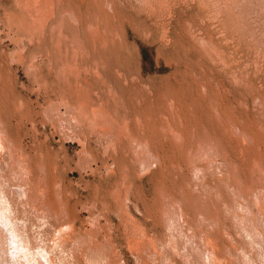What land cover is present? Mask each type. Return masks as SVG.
<instances>
[{
  "label": "rangeland",
  "instance_id": "1",
  "mask_svg": "<svg viewBox=\"0 0 264 264\" xmlns=\"http://www.w3.org/2000/svg\"><path fill=\"white\" fill-rule=\"evenodd\" d=\"M53 1L41 19L38 0H0V208L28 249L15 264H264V0Z\"/></svg>",
  "mask_w": 264,
  "mask_h": 264
},
{
  "label": "bare ground",
  "instance_id": "2",
  "mask_svg": "<svg viewBox=\"0 0 264 264\" xmlns=\"http://www.w3.org/2000/svg\"><path fill=\"white\" fill-rule=\"evenodd\" d=\"M59 1H60V0H59ZM34 2H35V1H34ZM34 2H33V3H28L27 5H30V6H29L30 9H32L33 11H37V12H38V13L36 14L37 17H38V14H40V15H41L40 17H42L41 19H43V17L46 18L47 16H48L47 18H49L50 16L52 17V15L55 13V12L53 13L52 11H50V10L48 9L50 3H51V2H52L51 4L54 3L53 0H38V3H37V4H35ZM41 2H43L44 4H42ZM26 3H27V0H26ZM59 3H60V2H59ZM54 4H55V3H54ZM54 4H53V7H52L53 9H54ZM105 4H106V3H105ZM25 5H26V4H25ZM101 6H102V5H101ZM52 8H50V9H52ZM27 10H28V9H27ZM49 11L52 12L53 14H50ZM70 12H71V11H70ZM70 12H69V13H70ZM29 13H30V12H29ZM69 13H68V14H69ZM72 13H73V12H72ZM30 14H31V13H30ZM30 14H29V15H30ZM47 14H50V16L47 15ZM68 14H67V15H68ZM77 14H78V13H77ZM46 15H47V16H46ZM72 15H73V17H72ZM33 16H35V15H32V17H33ZM37 17H36V19H38ZM40 17H39V18H40ZM51 17H50V18H51ZM53 17H54V16H53ZM70 17H72V19H73V18H74V14H71ZM50 18H49V19H50ZM59 18H60V17H59ZM52 19H53V18H52ZM75 19H77V18H75ZM46 20H48V19H46ZM9 21H10V20H9ZM72 21H73V20H72ZM74 21H75V20H74ZM76 21L78 22V19H77ZM34 22H37V20H35ZM38 22H39V20H38ZM42 22H45V21H41V22H39L41 26H42V24H44V23H42ZM47 22H48V21H46V23H47ZM62 22H63V20H62ZM41 23H42V24H41ZM78 23H79V22H78ZM35 24H36V23H35ZM29 25H30V24H29ZM33 25H34V24H32V26H33ZM37 25H38V24H36V26H37ZM59 25H60V23H59ZM77 25H78V24H77ZM90 25H92V24H90ZM30 26H31V25H30ZM43 26H45V24H44ZM54 26H55V25H54ZM56 26H58V25H56ZM56 26H55V28H56ZM63 26H64V24H63ZM63 26L60 25V27H61V31L63 30ZM88 26H89V25H88ZM93 26H94V25H93ZM93 26H92L91 28H93ZM89 27H90V26H89ZM95 27H96V26H95ZM95 27H94L93 29H96ZM97 27H98V25H97ZM34 28H35V27H34ZM39 28H41V27L38 26V28H36V29L39 30ZM43 28H45V27H42V29H43ZM52 28H53V27H52ZM91 28H89V30H90ZM27 29H28V28H27ZM36 29H35V30H36ZM42 29H41V31H44V30H42ZM78 29H79V28H78ZM33 30H34V29H33ZM38 30H37V31H38ZM52 30H54V29H52ZM56 30L58 31V28H57ZM79 30H80V29H79ZM99 30H100V28L98 27V30H97V31H99ZM91 31H92V32H91V34H92L94 30H91ZM27 32H28V31H27ZM30 32H31V31H30ZM34 32H36V31H34ZM34 32H32V33H34ZM95 32H96V31H95ZM95 32H94V33H95ZM105 32H106V31H105ZM59 33L62 34L63 31H62V32L59 31ZM99 33H100V32H99ZM111 33H112V32H111ZM53 34H54V33H53ZM57 34H58V33H57ZM77 34H78V33H76L75 35L78 37V35H79L80 33H79L78 35H77ZM96 34H97V38H99L100 35L102 36V34H100L99 37H98V32H96ZM106 34H107V33H106ZM43 35H44V32H43ZM43 35H42V36H43ZM55 35H56V33H55ZM94 35H95V34H94ZM94 35L91 36V37H93V38H94V41H95V36H94ZM56 36H58V35H56ZM73 36H74V35H73ZM32 37H33V35H32ZM39 37H41V36H39ZM52 37H53V35H52ZM74 37H75V36H74ZM53 38H54V37H53ZM58 38H60V36H59ZM75 38H76V37H75ZM22 39H23V38H22ZM60 39H61V38H60ZM79 39H81L80 36H79ZM100 39H101V38H100ZM105 39H106V38H105ZM31 40H33V39H31ZM63 40H64V39H63ZM73 40L75 41V40H77V39H73ZM14 41H15V40H14ZM39 41H40V40H39ZM80 41H81V40H80ZM103 41H105V40H103ZM18 42H19V41H18ZM22 42H24V41H22ZM22 42H21V43H22ZM32 42H33V41H32ZM58 42H59V41H58ZM75 42H76V41H75ZM78 42H79V41H78ZM95 42H96V41H95ZM100 42H101V41H100ZM106 42H107V40L105 41V43H106ZM60 43H62V41H60ZM66 43H67V42H66ZM79 43H80V42H79ZM79 43H78V44H79ZM81 43H82V42H81ZM113 43H114V42H113ZM17 44H18V46H19L20 43H17ZM82 45H83V43H82ZM94 45H95V44H94ZM25 46H26V45H25ZM25 46H24V47H25ZM76 46H77V45H76ZM20 47H21V46H20ZM59 48H60V47H59ZM74 48H75V47H74ZM79 48H81V49L83 48L82 50L85 49V48H84V45H83V47H79ZM23 50H24V48L22 47L21 51L24 52L25 50H24V51H23ZM58 50H59V49H58ZM73 50H74V49H73ZM76 50H77V49H76ZM77 51H78V50H77ZM48 52H49V51H48ZM67 52H68V50H67ZM74 52H75V50H74ZM80 52H81V51H80ZM49 53H50V52H49ZM85 53H86V52H85ZM23 54H24V53H23ZM61 54H63V53H61ZM78 54H79V53H78ZM78 54H76V55H78ZM72 55H73V54H72ZM78 56H79V55H78ZM85 56H86V55H85ZM67 57H68V53H67ZM88 57H89V56H88ZM48 58H49V57H48ZM77 59H78V58H77ZM40 60H41V59H40ZM42 60H44V59H42ZM95 62H96V61H95ZM74 63H75V61H74ZM97 63H98V62H97ZM97 63H96V64H97ZM30 64H31V63H30ZM47 64H48V63H47ZM49 64H50V63H49ZM52 64H53V63H52ZM76 64H77V62H76ZM71 65H72V64H71ZM74 65H75V64H74ZM52 66H53V65H52ZM59 66H60V65H59ZM64 66H65V64H64ZM75 66H76V65H75ZM75 66H74V67H75ZM32 67H33V66H32ZM32 67H31V68H32ZM62 67H63V65H62ZM35 68H36V67H35ZM68 68H69V67H68ZM75 68H76V67H75ZM87 68H88V67H87ZM96 68H98V65H97ZM52 69H53V68H52ZM65 69H66V68H65ZM65 69H64V70H65ZM76 69H77V68H76ZM54 70H55V68H54ZM59 70H60V69H59ZM61 70H62V69H61ZM61 70H60V71H61ZM35 71H36V70H35ZM35 71H34V73H35ZM60 71H57V73L60 72ZM94 71H96V70L94 69ZM62 72H63V71H62ZM62 72H61V74H59V75H62ZM66 72H67V71H66ZM88 72H89V71H88ZM34 75H35V74H34ZM65 75H66V74H65ZM57 77L60 78V79H62V77H60V76H58V75H57ZM66 77H67V75H66ZM78 77H79V76H78ZM35 78H36V77H35ZM60 79H58V80H60ZM36 80H37V78H36ZM76 80H77V79H76ZM67 83H68V82H67ZM37 84H38V83H37ZM39 84H40V82H39ZM75 84H77V83H75ZM81 85H82V84H80V86H81ZM65 88H66V87H65ZM68 88H69V86H68ZM75 89H76V88H75ZM86 90H87V89H86ZM65 91H66V90H65ZM83 91H84V90H83ZM76 92H77V91H76ZM97 93H98V92H97ZM97 95H98V94H97ZM83 99H84V98H83ZM61 101H62V100H61ZM54 102H55V101H53V103H54ZM22 103H23V102H22ZM22 103H21V104H22ZM55 103H56V102H55ZM86 103H87V102H86ZM56 104H57V103H56ZM170 104L172 105V103H170ZM52 105H53V104H52ZM52 105H50V106H52ZM60 105H62V104L60 103ZM173 105H174V103H173ZM173 105H172V106H173ZM20 106L22 107V105H20ZM48 106H49V105H48ZM48 106H46V107H48ZM53 106H54V105H53ZM81 106H82V105H81ZM81 106H80V107H81ZM216 106H217V105H216ZM53 108H54V107H53ZM58 108H59V107H58ZM64 108H65V107H64ZM67 108H68V107H67ZM67 108H66V110H67ZM73 108H74V107H73ZM73 108L70 109V110H73ZM21 109H22V108H21ZM44 109H45V107H44ZM47 109H48V108H47ZM51 109H52V108H51ZM55 109H57V108H55ZM68 109H69V108H68ZM96 109H97V108H96ZM221 109H222V108H221ZM79 110H80V109H79ZM172 110H173V108H172ZM55 111H56V110H54L53 112H55ZM73 111H74V110H73ZM75 111H76V109H75ZM75 111H74V112H75ZM218 111H219V110H218ZM47 112H48V110H47ZM47 112H46V113H47ZM71 112H72V111H71ZM177 112H178V111H177ZM44 113H45V111H44ZM55 114H56V113H55ZM57 114H60V110H59V113H57ZM65 114H66V112H65ZM68 114H69V113H68ZM95 114H96V113H95ZM178 114H179V113H178ZM47 115L50 116L49 114H47ZM66 115H67V114H66ZM62 116H63V115H62ZM62 116H61V118H62ZM53 117H54V115H53ZM70 117H71V116H70ZM72 117H73V116H72ZM74 117H75V115H74ZM83 117H84V116H83ZM97 117H98V116H97ZM108 117H109V116H108ZM108 117H107V118H108ZM220 117H221V116H220ZM54 118H55V117H54ZM58 118H59V117H58ZM64 118H65V116H64ZM84 118H85V117H84ZM137 118H138V117H137ZM217 118H218V117H217ZM68 119H69V118H68ZM174 119H175V118H174ZM221 119H222V118H221ZM51 120H52V118H51ZM62 120H63V119H62ZM73 120L75 121L76 118L73 119ZM83 120H85V119H83ZM105 120H106V119H105ZM114 120H116V119H114ZM218 120H219V119H218ZM55 121H56V120H55ZM60 121H61V119H60ZM68 121H69V120H68ZM68 121H67V123H68ZM78 121H79V120H78ZM81 121H82V120H81ZM107 121H108V120H107ZM107 121H106V122H107ZM221 121H222V123H223V120H221ZM221 121H220V122H221ZM56 122H58V121H56ZM82 122H84V121H82ZM92 122H93V121H92ZM165 122H166V121H165ZM233 122H234V121H233ZM0 123H1V122H0ZM33 123H34V122H33ZM58 123H59V122H58ZM60 123H61V122H60ZM69 123H70V122H69ZM102 123H103V121H102ZM181 123H182V121H181ZM228 123H229V122H228ZM231 123H232V122H231ZM64 124H65V123H64ZM79 124H80V122H79ZM92 124H93V123H92ZM2 125H3V124H2ZM2 125H1V126H2ZM61 125H62V124H61ZM75 125H76V124H75ZM80 125H81V124H80ZM90 125H91V124H90ZM90 125H89V126H90ZM108 125H109V124H108ZM108 125H106V126H108ZM1 126H0V128H1ZM58 126H59V124H58ZM64 126H65V125H64ZM72 126H73V125H72ZM94 126H95V124H94ZM235 126H236V125H235ZM86 127H87V126H86ZM146 127H147V126H146ZM162 127H163V126H162ZM233 127H234V124H233ZM67 128H68V127H67ZM74 128H75V127H74ZM79 128H80V126H79ZM81 128H82V126H81ZM81 128H80V129H81ZM90 128H91V127H89V129H90ZM234 128H235V127H234ZM234 128H233V129H234ZM1 129H3V127H2ZM60 129H61V128H60ZM64 129H65V128H63V130H64ZM77 129H78V128H77ZM87 129H88V128H87ZM92 129H93V128H91V132H92ZM102 129H103V128H102ZM223 129H224V128H223ZM227 129H228V128H227ZM236 129H237V127H236ZM3 130H4V129H3ZM148 130H149V129H148ZM172 130H174V129H172ZM234 130H235V129H234ZM234 130H233V131H234ZM59 131H60V130H59ZM93 131H94V130H93ZM236 131H237V130H236ZM0 132H1V131H0ZM97 132H98V131H97ZM125 132H126V130H125ZM238 132H239V130H238ZM2 133H4V132H2ZM84 133H85V132H84ZM106 133H107V132H106ZM171 133H172V132H171ZM177 133H179V132L177 131L176 134H177ZM234 133H235V131H234ZM240 133H241V132H240ZM242 133H243V132H242ZM0 134H1V133H0ZM5 134H6V133H5ZM95 134H96V133H95ZM174 134H175V133H174ZM176 134H175V135H176ZM179 134H180V133H179ZM179 134H178V135H179ZM243 134H244V133H243ZM1 135H2V134H1ZM124 135H125V134H124ZM244 135H245V134H244ZM101 136H102V135H101ZM104 136H105V135H104ZM109 136H110V135H109ZM179 136H180V138L182 137L181 134H180ZM194 136H195V135H194ZM176 137H177V135H176ZM183 137H184V136H183ZM99 138H102V137H99ZM178 138H179V137H178ZM104 139H105V138H104ZM136 139H137V138H136ZM136 139H135V140H136ZM159 139H160V138H159ZM105 140H106V139H105ZM113 140H114V139H113ZM137 140H138V139H137ZM177 140H178V139H177ZM177 140H176V141H177ZM4 141H5V140H4ZM4 141H3V142H4ZM7 141H8V140H7ZM107 142H108V140H107ZM109 142H110V141H109ZM113 142H114V141H113ZM140 142H141V141H140ZM140 142H139V144H140ZM179 142H180V141H179ZM5 143H6V142H5ZM134 143H135V141H134ZM147 143H148V140H147ZM1 144H2V143H1ZM10 144H11V143H10ZM10 144H7L6 146L2 145V146H4V147H2L1 145H0V146H1L2 148L8 147V149H9V146H8V145H10ZM107 144H108V143H107ZM135 144H137V146L134 145L133 147H138L139 144H138L137 142H136ZM158 144H159V143H158ZM161 144H162V143H161ZM179 144H180V143H179ZM183 144H184V143H183ZM11 145H12V144H11ZM131 145H132V142H131ZM192 145H193V144H192ZM194 145H195V144H194ZM144 146H145V145H144ZM144 146H142V147H144ZM13 147H14V146H13ZM145 147H146V146H145ZM147 147H148V146H147ZM201 147H202V145H201ZM201 147H200V148H201ZM113 148H115L114 145H113ZM12 149H13V148H12ZM134 149H135V148H134ZM137 149H138V148H137ZM18 150H19V149H18ZM107 150H108V148L106 149V151H107ZM156 150H157V149H156ZM198 150H199V149H198ZM205 150H207V149H205ZM205 150H204V151H205ZM7 151H8V150H7ZM7 151H6V152H7ZM9 151H10V150H9ZM11 151H12V150H11ZM11 151H10V152H11ZM16 151H17V150H16ZM16 151H15V152H16ZM21 151H22V150H21ZM108 151H109V150H108ZM115 151H116V150H115ZM143 151H144V150H143ZM4 152H5V151H4ZM133 152H134V151H133ZM136 152H137V151H136ZM136 152H135V153H136ZM140 152H141V151H140ZM144 152H145V151H144ZM147 152H148V149H147ZM163 152H164V151H163ZM7 153H8V152H7ZM7 153H6V154H7ZM135 153H134V154H135ZM145 153H146V152H145ZM201 153H202V152H201ZM116 154H117V153H116ZM134 154H133V155H134ZM137 154H138V153H137ZM209 154H210V153H209ZM211 154H212V153H211ZM211 154L209 155V157L211 156ZM147 155H148V154H147ZM150 155H151V154H150ZM200 155H201V154H200ZM138 156H139V155H138ZM138 156H135V157L137 158ZM198 156H199V155H197V157H198ZM143 157H144V155H143ZM146 157H147V156H146ZM155 157H156V155H155ZM173 157H175V156L173 155ZM204 157H205V156H204ZM206 157H207V156H206ZM153 158H154V157H153ZM157 158H158V155H157ZM200 158H201V157H200ZM139 159H141L140 156H139ZM139 159H137V160H139ZM149 159H152V158H149ZM149 159H148V161H149ZM197 159H198V158H197ZM197 159H195V160H197ZM207 159H208V158H207ZM132 160H133V159H132ZM137 160H136V161H137ZM172 160H173V159H172ZM174 160H175V158H174ZM198 160H199V159H198ZM198 160H197L196 162H198ZM134 161H135V160H134ZM134 161H133V162H134ZM137 162H138V161H137ZM141 162H142V159H141ZM141 162H140V163H141ZM145 162H147V161H146V158H145ZM150 162H151L150 164H153V166L156 164V163H154L153 161H150ZM194 162H195V161H194ZM208 162H209V161H208ZM212 162H213V161H212ZM212 162H211V164H213ZM138 163H139V162H138ZM138 163H137V164H138ZM147 163H149V162H147ZM147 163H146V164H147ZM158 163L160 164V162H158ZM214 163H215V162H214ZM255 163H256V162H255ZM141 164H142V163H141ZM141 164H140V165H141ZM143 164H144V162H143ZM193 164H194V163H193ZM215 164H216V163H215ZM215 164H214V165H215ZM112 165H113V164H112ZM214 165H213V166H214ZM256 165H257V164H256ZM148 166H149V165H148ZM213 166L211 165L210 167L213 168ZM41 167H42V166H41ZM211 168H210V169H211ZM216 168H217V166H216ZM127 169H128V168H127ZM199 169H200V168H199ZM204 169H205V168H204ZM124 170H126V169H124ZM129 170H130V169H129ZM194 170H196V168H195ZM213 170H215V169H212V171H213ZM218 171H219V169H218ZM194 172H197V171H194ZM199 173H200V171H199ZM126 174H127V173H126ZM126 174H124V175H126ZM197 174H198V173H196V176H198V175L200 176V175H201V174H198V175H197ZM126 176H127V175H126ZM193 176H194V175H193ZM202 176H203V175H202ZM203 178H204V177H203ZM39 179H40V178H39ZM197 179L200 180L201 178H200V177H197L196 180H197ZM193 180H195V178H193ZM126 181H127V180H126ZM197 182H198V181H197ZM44 184H45V183H44ZM199 184H202V183H199ZM240 184H241V183H240ZM118 185H119V184H118ZM204 185H205V184H204ZM220 185H221V184H220ZM116 186H117V185H116ZM118 187H119V186H118ZM203 187H204V186H203ZM48 188H49V187H48ZM56 188H57V187H56ZM209 188H210V187H209ZM203 189H204V188H203ZM56 190H59V189H56ZM214 190H215V189H214ZM242 190H243V189H242ZM32 191H33V190H32ZM116 191H117V190H116ZM120 191H121V190H120ZM120 191H117V192H120ZM205 191H206V190H204L203 192H205ZM248 191H249V190H248ZM29 192H30V191H29ZM56 192H57V191H56ZM114 192H115V191H114ZM214 192H216V191H214ZM58 193H59V192H58ZM61 193H62V192H61ZM205 193H206V192H205ZM207 193H208V192H207ZM56 194H57V193H56ZM208 194H210V193H208ZM44 196H45V195H44ZM58 196H59V195H58ZM58 196H57V197H58ZM112 196H113V195H112ZM115 196H116V195H115ZM118 196H119V195H118ZM118 196H117V197H118ZM36 197H37V196H36ZM36 197H35V198H36ZM39 197H40V196H39ZM59 197H60V196H59ZM95 197H96V196H95ZM120 197H121V196H120ZM121 198H122V197H121ZM121 198H120V199H121ZM218 198H219V197H218ZM59 199H60V198H59ZM168 199H169V198H168ZM208 199H209V198H208ZM220 199H221V198H220ZM36 200H38V199H36ZM36 200H35V201H36ZM164 200H165V199H164ZM160 201H161V200H160ZM167 201H168V200H167ZM43 202H44V201H43ZM62 202H63V201H62ZM114 202H115V201H114ZM117 202H118V201H117ZM119 202H120V201H119ZM179 202H180V201H179ZM205 202H206V201H205ZM41 203H42V202H41ZM63 203H64V202H63ZM67 203H68V202H67ZM115 203H116V202H115ZM35 204H36V203H35ZM60 204H62V203H60ZM104 204H105V203H104ZM122 204H123V203H122ZM46 205H47V204H46ZM46 205H44L43 207H45ZM117 205H118V204H117ZM164 205H165V203H164ZM169 205H170V204H168V206H169ZM174 205H175V204H174ZM174 205H172V206H174ZM204 205H205V204H204ZM204 205H203V206H204ZM224 205H225V202H224ZM226 205H227V204H226ZM63 206H64V205H63ZM93 206H94V205H93ZM170 206H171V205H170ZM176 206H177V204H176ZM194 206H196V205L194 204ZM46 207H47V206H46ZM46 207H45V208H46ZM51 207H52V206H51ZM91 207H92V206H91ZM119 207H120V206H119ZM124 207H125V206H124ZM165 207H166V206H165ZM174 207H175V206H174ZM174 207H173V208H174ZM92 208H93V207H92ZM107 208H108V207H107ZM168 208H169V207H168ZM176 208H177V207H176ZM176 208H175V209H176ZM47 209H48V208H47ZM170 209H171V208H170ZM170 209H169V210H170ZM219 209H220V208H219ZM222 209H223V208H222ZM63 210H64V208H63ZM172 210H173V213L176 212V211H174V209H172ZM225 210H226V209H225ZM37 211H38V213H40L39 210H37ZM49 211H50V210H49ZM227 211H228V210H227ZM227 211H226V212H227ZM42 212H43V211H42ZM46 212H47V211H46ZM65 212H67V211H65ZM107 212H108V211H107ZM164 212H166V211L164 210ZM44 213H45V212H44ZM47 213H48V212H47ZM62 213H63V212H62ZM67 213H68V212H67ZM67 213H66V214H67ZM161 213H162V212H161ZM169 213H170V212H169ZM173 213H172V215H175V216L179 215L178 213H177V215H176V214H173ZM222 213H223V212H222ZM11 214H12V213H11ZM14 214H15V213H14ZM36 214H37V213H36ZM36 214H34V215H36ZM51 214H52V213H51ZM66 214H65V215H66ZM162 214H163V213H162ZM60 215H61V214H60ZM67 215H68V214H67ZM67 215H66V217H68ZM96 215H97V214H96ZM98 215H99V214H98ZM167 215H171V213H170V214H167ZM167 215H166V216H167ZM14 216H16V215H14ZM37 216H38V215H36V217H37ZM40 216H41V215H40ZM51 216H52V215H51ZM179 216H182V215H179ZM201 216H202V215H201ZM41 217H42V219L44 218V220H45V218L47 217V220H45V221H48V220L50 219V218L48 219L49 216H47V215H46V216L44 215V216H41ZM62 217H63V214H62ZM97 217H100V216H96V218H97ZM157 217H158V216H157ZM162 217L166 218L165 215H164V216L162 215ZM172 217H173V216H172ZM198 217H199V216H198ZM205 217H206V216H205ZM58 218H59V216H58ZM64 218H65V217H64ZM90 218H91V216H90ZM169 218H171V216H169V217L167 216L166 219L168 220ZM178 218H179V217H178ZM244 218H245V217H244ZM246 218H247V217H246ZM40 219H41V218H40ZM40 219H38V220L40 221ZM55 219L57 220V216H56ZM94 219H95V218H94ZM94 219H93V221H96V220H94ZM97 219H98V218H97ZM240 219H241V218H240ZM44 220H43V221H44ZM60 220H61V219H60ZM169 220H170V219H169ZM178 220H179V219H178ZM199 220H200V219H199ZM248 220H249V219H248ZM43 221H42V222H43ZM163 221L165 222V219H163ZM181 221H182V220H181ZM245 221H246V220H245ZM250 221H251V220H250ZM250 221H249V222H250ZM18 222H19V221H18ZM51 222H52V221H51ZM53 222H54V221H53ZM53 222H52V223H53ZM56 222H57V224H58V221H56ZM59 222H60V221H59ZM166 222L169 223V221H166ZM209 222H210V221H209ZM211 222H212V221H211ZM233 222H234V221H233ZM47 223H48V222H47ZM49 223H50V220H49ZM167 223H166V224H167ZM192 223H193V222H192ZM198 223H199V222H197V224H198ZM203 223H204V221H203ZM235 223H236V222H235ZM245 223H246V222H245ZM38 224H39V223H38ZM41 224H42V223H41ZM41 224H40L39 227L42 226ZM91 224H92V223H91ZM93 224L96 225V223H94V222H93ZM166 224H165V225H166ZM182 224H183V223H182ZM214 224H215V223H214ZM238 224H239V223H238ZM238 224L236 223L234 226H236V225L238 226ZM247 224H248V223H247ZM249 224H250V223H249ZM45 225H46V223L44 224V228H45ZM48 225H49V224H48ZM53 225H54V224H53ZM95 225H94V226H95ZM186 225H187V223H186ZM245 225H246V224H245ZM46 226H47V225H46ZM55 226H56V224H55ZM127 226H128V225H127ZM187 226H188V225H187ZM189 226H190V225H189ZM189 226H188V227H189ZM209 226H210V225H209ZM212 226H213V225H212ZM240 226H241V225H240ZM42 227H43V226H42ZM42 227H41V228H42ZM51 227H52V226H51ZM51 227H50V228H51ZM188 227H187V229H188ZM242 227H243V226H242ZM247 227H248V226H247ZM249 227H250V225H249ZM20 228H21V227H20ZM54 228H55V227H54ZM136 228H137V227H136ZM23 229H24V228H23ZM46 229H48V227H46ZM51 229H53V228H51ZM61 229H62V228H61ZM167 229H168V228H167ZM187 229H186V230H187ZM239 229H240V227H239ZM246 229H247V228H246ZM253 229H254V228H253ZM253 229H252V230H253ZM15 230H16V227L14 226V224H12L11 219H10L9 216L7 215V211H6L5 209H3V208H0V234H1V236H0V237H1V239H0V243H1V244H0V250H1V251H0V263H2V264H15V263L17 262L16 259L19 260V259H21V258L23 257V255H26V254H27V253H25V252L28 251L27 246H25V242L22 240V237H20L19 235H17L16 232H15ZM54 230H55V229H54ZM237 230H238V227H237ZM254 230H255V229H254ZM46 231H47V230H46ZM97 231H98V229H97ZM169 231H170V229H169ZM222 231H223V230H222ZM224 231H225V230H224ZM244 231H247V230H244ZM47 232H48V231H47ZM49 232H51V231H49ZM53 232H54V231H52V233H53ZM58 232H59V231H58ZM60 232H61V231H60ZM140 232H141V231H140ZM188 232H189V231H188ZM193 232H194V231H193ZM193 232H192V233H193ZM218 232H219V231H218ZM237 232H238V231H237ZM24 233H25V232H24ZM78 233H80V232L78 231ZM144 233H145V231H144ZM219 233H220V232H219ZM241 233H242V232H241ZM246 233H247V232H246ZM246 233H245L244 235H247ZM44 234H46V233H44ZM86 234H87V232H86ZM86 234H85V235H86ZM190 234H191V233H190ZM200 234H201V233H200ZM202 234H203V233H202ZM25 235H26V234H25ZM50 235H51V234H50ZM88 235H89V234H88ZM90 235H91V234H90ZM194 235H195V234H194ZM225 235H226V234H225ZM152 236H153V235H152ZM43 237H44V236H43ZM46 237L48 238V235H46ZM51 237H52V236H50V238H51ZM91 237H92V236H91ZM144 237H145V236H144ZM144 237H143V239H144ZM193 237H194V236H193ZM225 237H226V236H225ZM47 238H46V239H47ZM50 238H48V240H49ZM63 238H64V237H63ZM89 238H90V236H89ZM150 238H151V237H150ZM204 238H205V237H204ZM91 239H92V238H91ZM148 239H149V238H148ZM192 239H193V238H192ZM198 239H200V238H198ZM43 240H44V239H43ZM79 240H80V239H79ZM83 240H84V239H83ZM97 240H98V239H97ZM140 240H141V239H140ZM194 240H196V239H194ZM49 241H50V240H49ZM49 241H48V243H49ZM56 241H57V240H56ZM81 241H82V240H81ZM89 241L91 242L92 240H89ZM99 241H100V240H99ZM141 241H142V240H141ZM152 241H153V240H152ZM154 241H155V240H154ZM201 241H202V240H201ZM46 242H47V241H46ZM51 242H52V241H51ZM60 242H61V241H60ZM76 242H77V241H76ZM83 242H84V241H83ZM83 242H82V244H84ZM144 242H145V244H146V240H145ZM43 243H44V242H43ZM43 243H42V244H43ZM56 243H57V242H56ZM77 243H78V242H77ZM148 243H149V242H148ZM152 243H153V242H152ZM154 243H155V242H154ZM74 244H75V243H74ZM74 244H73V245H74ZM79 244H80V243H79ZM204 244H205V243H204ZM45 245H46V243H45ZM50 245H51V244H50ZM50 245H48V247H49ZM61 245H62V244H61ZM63 245H64V244H63ZM75 245H76V244H75ZM84 245H85V244H84ZM95 245H96V244H95ZM147 245H148V244H147ZM42 246H43V245H42ZM56 246H57V244H56ZM77 246H78V245H77ZM89 246H90V245H89ZM93 246H94V245H93ZM46 247H47V246H46ZM46 247H45V248H46ZM48 247H47V248H48ZM67 247H68V246H67ZM82 247H83V246H82ZM90 247H91V246H90ZM213 247H214V246H213ZM49 248H50V247H49ZM55 248H56V247H55ZM61 248H63V247H61ZM65 248H66V247H65ZM69 248H70V247H69ZM72 248H73V247H72ZM74 248H75V246H74ZM79 248H80V247H79ZM96 248L98 249V247H96ZM136 248H137V247H136ZM58 249H60L59 246H58ZM75 249H76V248H75ZM49 250H50V249H49ZM77 250H78V249H77ZM89 250H91V248H90ZM92 250H93V248H92ZM145 250H146V249H145ZM45 251H46V250H45ZM47 251H48V249H47ZM72 251L74 252V250H72ZM48 252H49V251H48ZM75 252H76V251H75ZM79 252H80V251H79ZM91 252L93 253V251H91ZM91 252H90V253H91ZM96 252H97V251H96ZM96 252H95V253H96ZM100 252H101V251H100ZM100 252H99V253H100ZM228 252H229V250H228ZM52 253H53V251H52ZM80 253H81V252H80ZM90 253H88V254H90ZM95 253H93L94 256H95ZM99 253H98V254H99ZM141 253H142V252H141ZM202 253H203V251H202ZM53 254H54V253H53ZM88 254H87V257H88ZM204 254H205V252H204ZM210 254H211V253H210ZM73 255H74V254H73ZM150 255H152V254H150ZM207 255H208V254H207ZM214 255H215V254H214ZM89 256L92 257V259L94 260V258H93L92 255H89ZM43 257H44V259H45V260H43V261H44V264H51V263H52V259H51L49 256L44 255ZM90 257H89L88 259H90ZM95 257H96V256H95ZM150 257H151V256H150ZM213 257H214V256H213ZM37 258H38V257H37ZM75 258H76V257H75ZM78 258H79V257H78ZM96 258H97V257H96ZM147 258H148V257H147ZM209 258H210V257H209ZM210 259H211V258H210ZM221 259H222V258H219V260H221ZM224 259H225V258H224ZM74 260H76V259H74ZM104 260H105V259H104ZM213 260H214V259H213ZM77 261H78V259H77ZM107 261H108V259H107ZM216 261H217V260H216ZM222 261H223V260H222ZM78 262H79V261H78ZM100 262H101V261H100ZM213 262H214V261H213ZM225 262H226V261H225ZM74 263H75V262H74ZM80 263H81V262H80ZM80 263H79V264H80ZM105 263H106V262H105ZM211 263H212V262H211ZM216 263H217V262H216ZM17 264H18V263H17ZM23 264H24V263H23ZM86 264H87V263H86ZM96 264H98V262H97ZM100 264H101V263H100ZM220 264H221V263H220Z\"/></svg>",
  "mask_w": 264,
  "mask_h": 264
}]
</instances>
